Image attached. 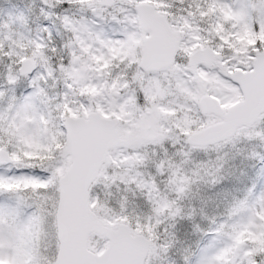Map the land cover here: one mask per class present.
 Listing matches in <instances>:
<instances>
[{
	"label": "snow or ice",
	"instance_id": "1",
	"mask_svg": "<svg viewBox=\"0 0 264 264\" xmlns=\"http://www.w3.org/2000/svg\"><path fill=\"white\" fill-rule=\"evenodd\" d=\"M0 264H264V0H0Z\"/></svg>",
	"mask_w": 264,
	"mask_h": 264
}]
</instances>
